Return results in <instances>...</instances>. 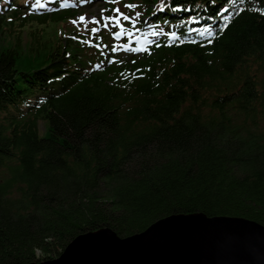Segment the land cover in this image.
Returning a JSON list of instances; mask_svg holds the SVG:
<instances>
[{
  "label": "trees",
  "instance_id": "obj_1",
  "mask_svg": "<svg viewBox=\"0 0 264 264\" xmlns=\"http://www.w3.org/2000/svg\"><path fill=\"white\" fill-rule=\"evenodd\" d=\"M141 1L144 12L158 2ZM237 1L168 0L161 21L200 11L228 24L208 45H161L102 70L68 22L77 11L0 9V264L172 214L264 226V0H241L233 15Z\"/></svg>",
  "mask_w": 264,
  "mask_h": 264
},
{
  "label": "water",
  "instance_id": "obj_2",
  "mask_svg": "<svg viewBox=\"0 0 264 264\" xmlns=\"http://www.w3.org/2000/svg\"><path fill=\"white\" fill-rule=\"evenodd\" d=\"M23 264H264V226L236 216L172 214L119 237L80 234L55 257Z\"/></svg>",
  "mask_w": 264,
  "mask_h": 264
},
{
  "label": "snow or ice",
  "instance_id": "obj_3",
  "mask_svg": "<svg viewBox=\"0 0 264 264\" xmlns=\"http://www.w3.org/2000/svg\"><path fill=\"white\" fill-rule=\"evenodd\" d=\"M82 2H83V0H82ZM112 2H114V0H112ZM125 6L126 7H132V8L136 7V5H134V4L133 5H125ZM182 7H183V5L177 3V4H175L173 6L172 10L173 11H177V10L181 9ZM103 11L104 10H102V12ZM112 11H114L115 13H118V15H104L102 17V19L105 21L104 27H108L109 26L108 22H111L113 25H117L119 27V29H120L119 31H116V32L112 33L113 36H117L118 37V36L123 35V30L125 28V25L121 22V18H123L124 20H131V17L126 15L123 11H121L119 7L112 9ZM140 15H141L140 12H136L135 13V16H137V17H139ZM191 18L192 19H196V17H191ZM79 19H80V21H84L86 18H85L84 15H81ZM225 19H226V17H225ZM91 20H92V22H94V24H97V25L100 24V19H98L97 17H92ZM91 31L93 33L98 32L99 28L93 27L91 29ZM189 31H195V29H189ZM128 35L131 36L132 33L129 32ZM166 35L171 36V37H178L179 34L177 32H175V31H172V32L166 33ZM207 42L211 43L210 40L207 41ZM125 47L128 48L129 50H132V51L141 50V49H133V48H131V46H128V45H125ZM112 50L115 51L116 49L113 48ZM109 62H111V61H109ZM96 67L98 68V67H100V65L97 64ZM137 71L139 72V70H137Z\"/></svg>",
  "mask_w": 264,
  "mask_h": 264
},
{
  "label": "rangeland",
  "instance_id": "obj_4",
  "mask_svg": "<svg viewBox=\"0 0 264 264\" xmlns=\"http://www.w3.org/2000/svg\"><path fill=\"white\" fill-rule=\"evenodd\" d=\"M92 5H94L93 6V9H92V11L94 12H100L101 11V9H102V4H97V3H93ZM93 12H91V13H93ZM55 27H56V25H55ZM25 36L23 37V43L25 44V46H24V44L22 43V47H23V49L25 48V50H26V48L28 47V40H29V37L28 36H26V34H24ZM13 43H14V41H12L11 39H5L4 40V42H2V45H4V46H11V45H13ZM45 129H46V126H45V123L42 121V120H39L38 121V132L40 133V134H43L44 132H45ZM36 256L37 257H39V259H41L40 257H41V254H40V252H36Z\"/></svg>",
  "mask_w": 264,
  "mask_h": 264
}]
</instances>
